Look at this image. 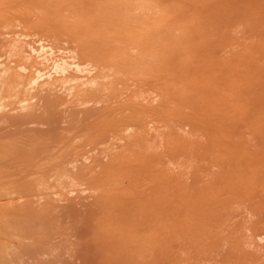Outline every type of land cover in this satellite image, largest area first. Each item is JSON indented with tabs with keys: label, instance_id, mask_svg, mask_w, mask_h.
Returning a JSON list of instances; mask_svg holds the SVG:
<instances>
[{
	"label": "rangeland",
	"instance_id": "rangeland-1",
	"mask_svg": "<svg viewBox=\"0 0 264 264\" xmlns=\"http://www.w3.org/2000/svg\"><path fill=\"white\" fill-rule=\"evenodd\" d=\"M0 217L6 264H264V0H0Z\"/></svg>",
	"mask_w": 264,
	"mask_h": 264
},
{
	"label": "bare ground",
	"instance_id": "bare-ground-1",
	"mask_svg": "<svg viewBox=\"0 0 264 264\" xmlns=\"http://www.w3.org/2000/svg\"><path fill=\"white\" fill-rule=\"evenodd\" d=\"M128 3L129 2L125 3V6H127ZM29 54L32 62L26 69L29 71V82L33 84H37L41 81H50L49 84L55 83L57 78L63 77L71 67H75V69L79 71V67L75 63L73 56L71 57V55L67 54V51L64 49L55 48L50 44L48 45V43H43V41H36L34 45L33 43L32 45L30 44ZM4 244L2 245L3 248L0 247V264L4 263V260L2 262L3 258H1L4 255V253L1 255L2 251H4L3 249H5Z\"/></svg>",
	"mask_w": 264,
	"mask_h": 264
}]
</instances>
